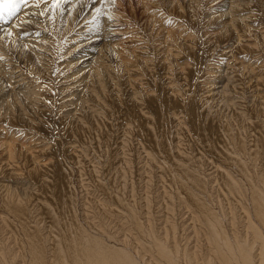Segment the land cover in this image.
Returning a JSON list of instances; mask_svg holds the SVG:
<instances>
[{"label": "bare ground", "instance_id": "bare-ground-1", "mask_svg": "<svg viewBox=\"0 0 264 264\" xmlns=\"http://www.w3.org/2000/svg\"><path fill=\"white\" fill-rule=\"evenodd\" d=\"M85 1L92 0L63 4L65 14L72 8L65 26L74 6ZM24 12L0 21V56L18 46L39 69L45 56L28 33L30 21L21 24L20 18L29 19ZM238 23L234 18L229 26L236 30ZM176 42L165 34L167 45L159 53L165 82L151 92L134 90L141 81L119 58L124 45L115 48L116 73L98 63L101 54L96 58L88 76L99 87L90 82L93 101L84 100L83 111L71 117L74 134L84 139L80 156L88 162L71 155L68 168L54 156L34 161L30 180L0 181V264H264V76L249 61L235 60V71L227 66L219 90L199 98L185 88L189 69L171 64ZM12 59L9 70L0 63V78L15 83L7 96L21 93L36 103L38 92ZM104 73L107 87L99 81ZM120 78L134 94L122 97ZM100 92L115 98L117 125L125 123L119 132L108 123L111 108L100 104ZM1 103L0 113L11 120V108ZM2 143L6 161L0 172L15 160L26 165L30 144Z\"/></svg>", "mask_w": 264, "mask_h": 264}, {"label": "rangeland", "instance_id": "rangeland-1", "mask_svg": "<svg viewBox=\"0 0 264 264\" xmlns=\"http://www.w3.org/2000/svg\"><path fill=\"white\" fill-rule=\"evenodd\" d=\"M176 1L177 4L174 0L85 1L83 7L78 4L74 6L73 20L65 26L68 13L72 9L67 14L62 12L65 8L63 4L67 0H19L15 16L22 14L23 10L26 11L25 17L29 19L27 21L26 18H20L21 24H28L30 21L28 33L34 35L38 49L42 50V56L45 57L42 66L36 69L33 61L26 60L17 50L18 46L16 50L5 51L7 54L0 56L2 68L6 70H9L8 62L13 58L18 64L17 69L32 81L31 90L39 94L36 103H30L24 99L26 95L21 93L17 98L13 95L7 96L10 89H13L11 84L14 86L15 83L7 77L4 78L5 76L0 78L1 104L5 109L10 107L12 110L11 120H6L3 115L5 111L0 113V162L6 161L3 141L14 139L17 144H30L26 147L29 152L26 165L22 159L15 160L17 164L14 162V167H6L0 172L1 182L13 183L21 178L30 180L29 169L33 162H46L55 158L54 156L59 159L55 160L57 165L62 163L63 167H73L71 155H81L79 148L84 139L74 134L71 117L76 111L79 112L77 115L83 111L84 100L93 101L89 99L87 88L91 87L90 82L97 87L99 84L96 78L90 79L88 72L100 54L102 58L98 63H105V66L116 73L118 59L115 48L118 50L119 44L125 47L119 58L128 61L127 66L134 69L133 78H140V85L135 84L136 92H151L164 84L165 71L159 53L167 45V33L177 39L171 64L175 69H189V86L186 85L185 88H189V93H194L199 98L219 90L225 82L223 76H226L227 66L231 68L229 73L235 71V60L249 61L256 65L257 75L264 76V0H191L193 4L190 5L189 0ZM8 16L7 10L0 12V21L7 20ZM234 18L239 20L236 24L237 31L229 26ZM97 30L108 33L101 38L94 35ZM2 38L3 36L1 41L5 45L9 43L8 39ZM240 42H243L244 48L237 45ZM181 43L188 45L186 49L181 47ZM30 47L21 46L26 51H30ZM31 56L29 58L34 59ZM107 77L106 73L99 77V81L106 84V87L109 86ZM123 80L126 79L120 78L118 81L121 84L122 97L131 96L130 93L134 94V91L125 89L127 85L122 83ZM107 90V94H110L111 90ZM99 95L97 98L100 99V104L103 102L105 106L107 103L105 109L111 108V115L105 116L112 119L108 123L113 127V133L115 130L119 132L122 128L120 126L125 123L117 125L118 105H115V98L111 100V95L104 98L101 92ZM159 96L162 97L161 94ZM200 107L203 108V105ZM97 108L102 110L99 106ZM152 112L156 114L155 108ZM122 113L126 114L124 109ZM83 157L81 158L87 161L88 158ZM12 172L14 179L10 177V181L7 177ZM75 180L76 175L72 177L74 184Z\"/></svg>", "mask_w": 264, "mask_h": 264}, {"label": "snow or ice", "instance_id": "snow-or-ice-1", "mask_svg": "<svg viewBox=\"0 0 264 264\" xmlns=\"http://www.w3.org/2000/svg\"><path fill=\"white\" fill-rule=\"evenodd\" d=\"M19 0H0V12L7 10L9 15H12L17 10Z\"/></svg>", "mask_w": 264, "mask_h": 264}]
</instances>
